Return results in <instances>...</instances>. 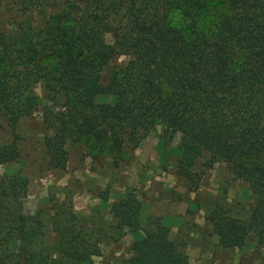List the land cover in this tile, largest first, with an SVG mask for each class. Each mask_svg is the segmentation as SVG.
Wrapping results in <instances>:
<instances>
[{"label":"trees","instance_id":"obj_1","mask_svg":"<svg viewBox=\"0 0 264 264\" xmlns=\"http://www.w3.org/2000/svg\"><path fill=\"white\" fill-rule=\"evenodd\" d=\"M47 1L23 0L25 19L39 7L32 33L21 22L8 33L0 21V115L11 128L35 108L36 82L54 100L64 96L61 111L45 116L52 167L64 168L71 131L117 160L158 123L163 140L179 134L180 173L190 176L207 154L248 184L247 219L219 206L209 215L219 243L241 246L251 232L263 240L264 0H51L45 13ZM119 55L127 63L104 83L102 67ZM16 156L0 144V164ZM26 189L25 177L0 179V264H82L98 254L87 222L70 210L54 217L56 240L43 246L40 218L21 212ZM139 210L130 193L111 205L117 226L137 233L127 264H190L163 225L140 227Z\"/></svg>","mask_w":264,"mask_h":264},{"label":"rangeland","instance_id":"obj_2","mask_svg":"<svg viewBox=\"0 0 264 264\" xmlns=\"http://www.w3.org/2000/svg\"><path fill=\"white\" fill-rule=\"evenodd\" d=\"M24 9L23 0H0V21L8 33L17 22L31 33L38 28L39 7L38 12L31 10L28 19ZM42 10L53 11V1H47ZM106 39L111 41L110 34ZM127 60L125 55L109 60L101 69L102 81L106 83ZM32 93L35 108L13 129L7 116L0 115V144H11L17 151L16 158L0 164V179L8 175L27 179L21 212L40 218L43 246L50 247L56 240L54 217H68L70 210L87 222L90 240L97 241L98 254L82 264H127L137 233L117 226L111 205L130 193L140 202V227L163 225L190 264H264V239L251 232L241 246L223 247L209 219L216 206L240 220L250 216L251 190L245 181L233 177L228 163L203 154L190 176L180 173L176 164L179 134L171 141L163 140L161 125L150 123L138 146L124 149L117 160L84 138L76 139L77 133L71 131L65 143L64 168L52 167L46 140L54 130L45 116L52 115L49 107L53 114L61 111L64 96L54 100L38 82ZM112 100L111 95L96 96L99 102Z\"/></svg>","mask_w":264,"mask_h":264}]
</instances>
